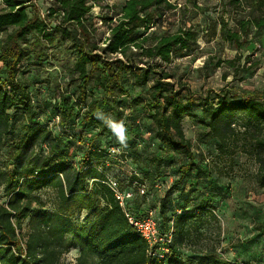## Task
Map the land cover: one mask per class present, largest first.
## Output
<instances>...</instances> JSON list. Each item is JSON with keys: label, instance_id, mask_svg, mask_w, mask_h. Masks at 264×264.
I'll return each mask as SVG.
<instances>
[{"label": "trees", "instance_id": "obj_1", "mask_svg": "<svg viewBox=\"0 0 264 264\" xmlns=\"http://www.w3.org/2000/svg\"><path fill=\"white\" fill-rule=\"evenodd\" d=\"M34 2L51 6L44 11ZM97 2L0 0V34L4 35L0 156L8 151L7 161L0 162V192L5 199L0 204V264H63L73 250L78 251L76 264H232L212 252L185 260L179 256L177 248L185 245L198 216L186 205L181 214H170L166 197L157 224L161 234L172 236L170 251L163 259L150 254L109 186L110 155L101 145L108 127L98 113L110 116L108 107L120 105V98L127 99L129 113L142 106L159 142L152 159L155 173L170 154L185 160L178 169L177 184L200 168L182 125L189 116L207 130L221 154L242 153L252 158L256 183L264 190V89L243 94L222 90L213 98H202L199 117L191 112L196 95L182 84L177 88L166 82L173 75L163 69L178 58L190 57L200 39L220 38L236 50L254 51L256 42L249 37L264 31V0H227L232 8L228 18L206 26L185 22L175 30L165 26L167 16L178 7L171 0H122L115 17L102 18L109 35L104 40L89 19ZM193 8L208 12L196 3ZM238 10L246 14L244 20L236 19ZM230 20L236 21L234 30ZM56 40L58 44L71 41V60L64 72L69 83H77V92L67 94L71 84L57 87L52 112L59 122L52 128L39 120L41 91L21 81V76L27 62L40 67L52 64L54 56L49 51ZM221 65L234 68L235 61L218 60L214 69ZM95 83L102 92L98 99L93 97ZM150 83L147 99L134 98L133 90L146 89ZM184 92L186 102L180 100ZM93 130L98 133L90 138ZM130 179L137 181L133 176ZM50 193L52 199L44 200ZM133 202L134 198L128 202V210L142 216L132 210ZM205 203L197 211H213Z\"/></svg>", "mask_w": 264, "mask_h": 264}, {"label": "rangeland", "instance_id": "obj_2", "mask_svg": "<svg viewBox=\"0 0 264 264\" xmlns=\"http://www.w3.org/2000/svg\"><path fill=\"white\" fill-rule=\"evenodd\" d=\"M121 1L99 0L89 15L103 40L109 35L102 18L115 17V8ZM171 1L178 5L175 13L166 18L165 26L172 30L185 22L206 26L222 17L228 18L232 10L231 6L226 5L227 0L223 4L213 0ZM34 3L44 11L51 6V3ZM194 3L208 12H197L193 8ZM238 11L236 19L244 20L246 14ZM229 27L234 30L236 21L230 20ZM253 36L251 34L249 40L256 42L254 51L246 47L236 50L233 45L230 46L220 38L211 42L200 39L199 47L190 57L178 58L169 66L163 65V69L173 75L166 82L175 84L177 88L182 84L196 95L191 112L199 117H202L201 108L198 107L202 98H213L222 90H232L240 94L263 90L264 31L255 38ZM3 37L0 34V45ZM55 42L49 51L54 56L51 59L52 64L45 63L44 67H40L28 65L27 62L21 76V81L41 91V101L38 104L42 114L39 120L52 128L59 122V118L52 112L57 87L61 85L65 89V86L71 84L67 94L77 92V83H69L64 72L71 60L68 52L71 41L61 44H58L59 40ZM218 60H234L235 67L221 65L214 69ZM249 62H256L257 65L250 67ZM43 81L48 84L36 85ZM94 85L97 89L94 90L93 97L101 98V88L98 83ZM151 87L152 83L146 89L133 90L132 95L134 98L141 96L147 99L148 89ZM185 94L184 92L180 97L183 102H186ZM119 100L122 103L108 107V111L110 117L125 122L127 146H122L109 128L101 138V145L110 155L107 163L109 182L116 183L120 191L133 194L132 210L142 216L152 212L160 222V204L166 197L170 214H181L183 205L187 206L188 211H194L198 217L190 228L188 239L183 247L177 248V253L184 260L195 254L212 252L219 260L232 264H264V190L256 183L257 166L254 160L242 153L232 157L221 154L217 149V142L208 136L207 130L191 117L185 116L182 123L184 132L193 143V151L197 162H200V168L193 169L181 184H177L178 169L185 160L179 155L170 154L156 174L152 159L158 151L159 142L154 138L151 121L142 106L129 113L127 99ZM97 133V130L91 131L90 138ZM7 159L6 150L0 156V162ZM132 176L137 181L132 182ZM130 184H133L132 187H129ZM43 198L49 200L52 195L50 193ZM4 202V195L0 192V204ZM205 202H208L213 211H197ZM84 216L82 214L81 218ZM77 255L78 251H71L63 259V264H76Z\"/></svg>", "mask_w": 264, "mask_h": 264}, {"label": "built area", "instance_id": "obj_3", "mask_svg": "<svg viewBox=\"0 0 264 264\" xmlns=\"http://www.w3.org/2000/svg\"><path fill=\"white\" fill-rule=\"evenodd\" d=\"M109 186L114 191L116 199L123 208L129 224L147 242L150 254L153 257L163 259L164 255L170 251L168 246L172 241L171 234L163 235L160 233L157 220L152 212L144 216H136L128 210L127 205L133 198V194L120 191L114 182H110ZM154 249L156 250L153 251Z\"/></svg>", "mask_w": 264, "mask_h": 264}, {"label": "clouds", "instance_id": "obj_4", "mask_svg": "<svg viewBox=\"0 0 264 264\" xmlns=\"http://www.w3.org/2000/svg\"><path fill=\"white\" fill-rule=\"evenodd\" d=\"M98 118L101 119L106 126L111 130L114 136L117 138L119 143L126 147L127 146V128L123 120H115L114 118L108 116L104 117L103 113H98Z\"/></svg>", "mask_w": 264, "mask_h": 264}]
</instances>
